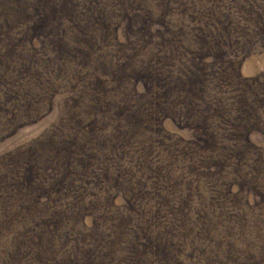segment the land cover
Returning <instances> with one entry per match:
<instances>
[{"label":"rangeland","instance_id":"obj_1","mask_svg":"<svg viewBox=\"0 0 264 264\" xmlns=\"http://www.w3.org/2000/svg\"><path fill=\"white\" fill-rule=\"evenodd\" d=\"M0 264H264V0H0Z\"/></svg>","mask_w":264,"mask_h":264}]
</instances>
